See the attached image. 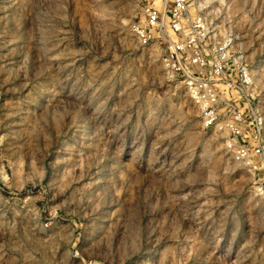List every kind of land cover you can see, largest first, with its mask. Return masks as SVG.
<instances>
[{"label": "rangeland", "instance_id": "rangeland-1", "mask_svg": "<svg viewBox=\"0 0 264 264\" xmlns=\"http://www.w3.org/2000/svg\"><path fill=\"white\" fill-rule=\"evenodd\" d=\"M164 1L0 0V264H264V173L132 33ZM198 12L255 75L223 121L264 146V0Z\"/></svg>", "mask_w": 264, "mask_h": 264}, {"label": "built area", "instance_id": "built-area-1", "mask_svg": "<svg viewBox=\"0 0 264 264\" xmlns=\"http://www.w3.org/2000/svg\"><path fill=\"white\" fill-rule=\"evenodd\" d=\"M190 1L165 0L160 8L143 7L141 18L131 25L132 33L142 45L165 44L162 60L199 108L204 126L220 134L232 133L234 136L227 138V148L248 166L264 173L260 129L246 143L235 136L240 132L236 124L223 121L222 106L230 108L235 119L241 113L239 106L257 101L253 70L239 53L228 50L230 40L221 43V36L202 12L189 15ZM263 182L264 174L257 177L255 184L260 187Z\"/></svg>", "mask_w": 264, "mask_h": 264}, {"label": "bare ground", "instance_id": "bare-ground-1", "mask_svg": "<svg viewBox=\"0 0 264 264\" xmlns=\"http://www.w3.org/2000/svg\"><path fill=\"white\" fill-rule=\"evenodd\" d=\"M208 1H210V0H208ZM202 3V2H201Z\"/></svg>", "mask_w": 264, "mask_h": 264}]
</instances>
